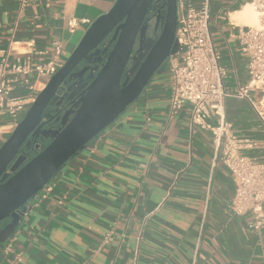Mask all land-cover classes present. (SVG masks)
I'll return each mask as SVG.
<instances>
[{
    "label": "crops",
    "instance_id": "0c3cea01",
    "mask_svg": "<svg viewBox=\"0 0 264 264\" xmlns=\"http://www.w3.org/2000/svg\"><path fill=\"white\" fill-rule=\"evenodd\" d=\"M116 1L0 0V48L59 42L67 57ZM232 4L211 0L210 30L234 93L247 81L237 28L251 25L242 15L250 5ZM70 19L79 22L73 29ZM168 105L164 69L50 180L48 199L0 224V264H193L196 248L194 264H264V230L231 214L233 184L222 166L211 169L210 135L191 134L185 108L168 120ZM225 114L235 135L261 142L245 155L264 162V132L248 103L227 99Z\"/></svg>",
    "mask_w": 264,
    "mask_h": 264
},
{
    "label": "water",
    "instance_id": "95a60500",
    "mask_svg": "<svg viewBox=\"0 0 264 264\" xmlns=\"http://www.w3.org/2000/svg\"><path fill=\"white\" fill-rule=\"evenodd\" d=\"M158 0H117L94 20L0 147V224L19 220L71 159L136 103L177 44V0H163L154 40L146 17ZM158 31V33H157ZM150 47L132 65L133 53ZM138 46L134 52L135 46ZM33 145V154H26ZM9 174H8V173Z\"/></svg>",
    "mask_w": 264,
    "mask_h": 264
},
{
    "label": "built area",
    "instance_id": "2783aa9c",
    "mask_svg": "<svg viewBox=\"0 0 264 264\" xmlns=\"http://www.w3.org/2000/svg\"><path fill=\"white\" fill-rule=\"evenodd\" d=\"M19 2L25 4L26 0ZM246 5L252 6L257 24L237 28L236 39L246 59L247 81L232 93L224 86L226 69L212 40L211 0H198L197 3L177 0V49L166 59L169 76L167 118H174L185 108L191 134L200 129L210 135L211 169L222 166L233 184L231 214L249 216V229L260 234L264 230V162L245 152L258 148L261 142L235 135L233 124L225 114L227 99H243L264 132V0H233L232 4L233 7ZM78 23L70 19L68 26L73 29ZM18 44L17 48L11 44L7 49L0 48V120L4 121L0 124V147L66 59L59 42L46 51H38L33 41ZM12 51L14 56H11ZM132 65L127 66L123 80L132 77L129 73ZM25 153L33 154V145ZM52 192L48 183L38 194V200L48 199ZM205 216L206 213L202 216V225ZM196 254L197 248L193 264ZM15 260L19 258L16 256Z\"/></svg>",
    "mask_w": 264,
    "mask_h": 264
},
{
    "label": "flooded vegetation",
    "instance_id": "af4514ba",
    "mask_svg": "<svg viewBox=\"0 0 264 264\" xmlns=\"http://www.w3.org/2000/svg\"><path fill=\"white\" fill-rule=\"evenodd\" d=\"M163 4L164 1L163 0H158L155 7L149 12V14L146 17V21L149 24V29L150 32L148 34V38L154 40L156 38V35L154 33V27H155V23L157 21V18L159 17V24L162 23L163 21V17H164V9H163ZM158 33V31H157ZM149 40H145L143 45H142V50L138 53H133L132 55V59L130 60L129 65L132 64H136L137 62L140 61L139 56L140 54H145L148 49H149ZM138 49V46L136 44L135 48H134V52H136V50ZM167 67V60L164 63V69H166Z\"/></svg>",
    "mask_w": 264,
    "mask_h": 264
},
{
    "label": "bare ground",
    "instance_id": "6f19581e",
    "mask_svg": "<svg viewBox=\"0 0 264 264\" xmlns=\"http://www.w3.org/2000/svg\"><path fill=\"white\" fill-rule=\"evenodd\" d=\"M243 16H245L246 19H248L249 21L247 22L248 25L254 26L257 24V19H256V15L255 12L252 8V6H246L243 10L242 13ZM252 17V18H251ZM251 18V19H250ZM236 21V20H235Z\"/></svg>",
    "mask_w": 264,
    "mask_h": 264
},
{
    "label": "rangeland",
    "instance_id": "374dc122",
    "mask_svg": "<svg viewBox=\"0 0 264 264\" xmlns=\"http://www.w3.org/2000/svg\"><path fill=\"white\" fill-rule=\"evenodd\" d=\"M156 3H157V2H156ZM3 122H4V121L1 119V120H0V124L3 123Z\"/></svg>",
    "mask_w": 264,
    "mask_h": 264
}]
</instances>
